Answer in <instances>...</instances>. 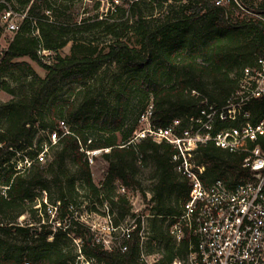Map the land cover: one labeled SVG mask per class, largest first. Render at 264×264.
I'll return each instance as SVG.
<instances>
[{
    "label": "trees",
    "instance_id": "trees-1",
    "mask_svg": "<svg viewBox=\"0 0 264 264\" xmlns=\"http://www.w3.org/2000/svg\"><path fill=\"white\" fill-rule=\"evenodd\" d=\"M76 1L32 0L18 32L0 52V79L17 85L13 90L7 82H0V90L11 97L0 105V236L29 242L21 246L0 239V264H79L74 246L69 253L61 248L64 240L72 244L70 238L82 242L81 254L90 264H141L138 231L143 212L134 217L137 227L125 252L119 248L104 251L89 230L73 220L64 231L52 233L50 226L40 224L39 217L45 208L43 192L47 204L57 208L60 220L71 216L70 208L78 215L88 213H78L71 197L81 190L106 208L118 226L130 211L125 192L140 188V168L148 170L147 179L152 181L144 210L150 236L146 251L158 254L159 264L182 261L189 240L184 238L176 245L168 232L189 192L187 180L175 171V150L149 137L130 142L143 130L139 129L140 117L149 107V127L155 131L172 128L174 137L180 138L200 118L201 110L218 112L230 105L243 71L264 58V0L257 7L244 0H225L226 4L221 0H110L103 17L94 15L79 23L71 8ZM146 1L154 9L166 8L158 17L145 15L140 6ZM17 2L25 6L28 0ZM82 29L90 39L76 38ZM96 35L105 40L99 47L94 42ZM69 42L70 55L63 58L59 52ZM41 52L54 54L53 62L42 63L49 56ZM24 58L41 67L45 78L19 61ZM109 65L118 72L110 77L109 87H102L106 77L102 68ZM54 78L59 83L83 84L76 107L57 98L44 110L40 97ZM247 109L259 115L264 96ZM60 124L68 134L63 135ZM232 126L230 121L216 119L212 134ZM38 131L45 138L33 148V134ZM258 144L264 151V139ZM45 148L40 164L37 156ZM97 151L93 161L103 162L105 172L95 185L86 152ZM198 153V161L206 166L205 185L239 179L240 157L211 142L199 146ZM24 161L30 162L29 167L22 165ZM118 206L122 211L115 220L112 208ZM22 216L29 219L20 226L17 220Z\"/></svg>",
    "mask_w": 264,
    "mask_h": 264
},
{
    "label": "built area",
    "instance_id": "built-area-1",
    "mask_svg": "<svg viewBox=\"0 0 264 264\" xmlns=\"http://www.w3.org/2000/svg\"><path fill=\"white\" fill-rule=\"evenodd\" d=\"M2 5L5 7L3 10L0 7V37L14 35L19 30L17 21L21 17L5 3L2 2ZM263 96L264 58H258L253 69L243 71L239 89L230 105L218 112L211 108L201 110L200 118L192 122L180 138L174 137L172 128L155 131L149 127L150 107L140 117L144 128L134 135L130 143L149 137L156 143L165 141L170 144L175 150L172 156L175 171L187 180L189 186L187 202L168 228L169 236L176 245L188 238V249L184 260H174L171 264H264V151L258 144L260 139H264V109L259 115H252L247 109L248 105ZM216 119L221 123L230 121L234 126L212 134ZM176 125L175 121L172 127ZM60 129L63 135L68 134L63 124H60ZM50 139L54 145L55 134ZM208 142L229 155L241 158L236 182L229 179L227 182L204 184L206 166L198 161V147ZM46 151L45 148L37 156L40 164L44 163L43 153ZM99 153L86 152L89 167L93 165V157ZM22 165L29 167L30 162L24 161ZM119 193H124L123 188L119 189ZM41 203L45 208L43 214L39 213L40 224L50 226L52 233L57 229L64 231L67 222L73 220L87 228L94 242L107 252L116 248L125 252L126 243L137 227L135 219L114 226L106 208L100 223L92 222L88 213L78 215L72 208L69 210L71 216L60 220L57 208L47 204L44 192ZM146 217H141L139 224V262L159 264L160 256L146 251L150 237ZM22 219L24 216L17 220L20 226ZM70 239L77 255L76 261L90 264L84 261L81 254L82 242ZM51 240L52 236L48 237L47 241Z\"/></svg>",
    "mask_w": 264,
    "mask_h": 264
},
{
    "label": "rangeland",
    "instance_id": "rangeland-1",
    "mask_svg": "<svg viewBox=\"0 0 264 264\" xmlns=\"http://www.w3.org/2000/svg\"><path fill=\"white\" fill-rule=\"evenodd\" d=\"M244 1L246 2V5L253 6V7H257L263 3V0H244ZM2 2L8 5L12 9L14 14L21 17L17 21L18 24H21L22 20L27 15V11L29 9V6L31 5L32 0H28V3L25 6H20L17 0H0L1 10H3V7H5L4 5H2ZM221 2L225 3V0H221ZM120 4L121 2H119L118 5ZM140 7L145 15L153 14L155 17H158L161 13H163L164 9L166 8L164 7L161 10L154 9V5L148 4L147 1L145 5H141ZM71 8L73 10L74 16H76L75 18H77V23H79L81 20H85L94 15L99 16V18L103 17L107 13V10L110 9V0H77L71 6ZM13 37L14 35H5L3 37H0V52L3 51L8 46V44L11 42ZM76 38H82V39L88 40L91 38V36L89 34L83 33V29H82V33H78L76 35ZM104 41L105 40L102 35H96L94 37L95 45H97L98 47L100 46L99 43L104 42ZM130 42L132 43L133 40H130ZM71 46H72V43L69 42L67 46L59 52V55L63 58L68 57L70 55ZM41 54H45V56H49V60H43L42 63L48 64V63L53 62L54 54L50 55L49 53H46V52L44 53L41 52ZM19 61L28 63L33 69V71L40 78L42 79L45 78L46 72L38 65L31 62L29 59L24 58ZM102 72H104L106 76L105 81L102 84V87H109L110 77L113 74L117 73L118 69L114 65H109V66L103 67ZM2 81L7 82V84L10 86L11 89L17 90V87H16L17 85L11 82V80H9L8 78L0 79V82ZM82 88H83V84L59 83L57 79L54 78L53 80L50 81L47 88L42 92L41 97H40V104L44 108V110H46L49 107L52 100L58 98L62 100L64 103H66V105L68 106L73 105L76 107L81 97L79 95V92L80 90H82ZM106 90L103 94H106L107 92ZM10 99L11 97H9L7 94H5L4 92L0 90V105L7 103ZM143 128H144V123L140 122L139 129L141 130ZM95 137L96 136L92 133L91 138H95ZM43 138H45V135L42 134V132L40 131L36 132V134H33L32 147L36 148L39 141L43 140ZM50 158H47V160L50 161ZM15 161L13 160L14 164H15ZM65 164L69 172L73 174L74 169L72 168L70 161L66 160ZM90 172H91L93 184L98 185L104 176V172H105L104 163L101 162L100 160H97V161L94 160L93 165L90 167ZM147 174H148L147 169L140 168V174L137 176V180L140 183V188L138 190L129 191L127 193L125 192V195L128 199V203L130 206L129 214L124 219L126 223L132 222L134 217L138 215L140 216L142 212H143V216H144V213H145V216L148 214L147 212H144V210H145L146 205L149 204L150 188H151L152 181H149L147 179ZM46 184H48L47 181H46ZM50 193L52 194L51 202L54 203L55 196L53 195L54 193L52 189H50ZM78 196H75V197L74 195L71 196L73 197L75 204H77L76 206L79 210L78 213L82 211L88 212V213L90 212L89 214L92 219L91 221L100 223L102 214L105 212V209L102 208L99 204H97V202H95L93 198L85 197L86 195H84L81 192V190H79ZM93 204H95V207H93ZM112 211L114 213V219L116 220V218H118L119 212L122 211V209L121 207L118 206V207H113ZM145 216L143 218H145ZM25 219L26 220L29 219V216H25L24 219H22L23 220L22 223L25 221ZM88 221H90V219ZM0 239L7 241L8 243L12 245L17 244V245L24 246V245L29 244L28 241L25 242L21 238H17L15 236H7V237L0 236ZM71 246H73V243L70 245V243L67 240H64L63 242H61V248L64 252L69 253L71 251Z\"/></svg>",
    "mask_w": 264,
    "mask_h": 264
}]
</instances>
